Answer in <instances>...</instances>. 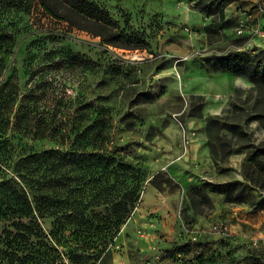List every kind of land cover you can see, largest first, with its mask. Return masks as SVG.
Segmentation results:
<instances>
[{"label": "rangeland", "instance_id": "1", "mask_svg": "<svg viewBox=\"0 0 264 264\" xmlns=\"http://www.w3.org/2000/svg\"><path fill=\"white\" fill-rule=\"evenodd\" d=\"M95 1L144 41L116 47L39 12L19 13L8 64L21 87L33 82L26 69L41 66L37 75L44 81L47 72L49 89L64 108L104 107L108 144L141 173L139 198L112 236L95 226L83 234L67 228L64 235H54L51 217L25 218L22 229L1 218L0 264H74L69 243L81 245L73 250L81 254L75 264H264V85L255 86L233 67L234 58L255 59L264 51V0H234L222 17L217 10L203 11L194 0ZM43 37L48 48H70L81 62L50 69L45 63L53 58L29 55ZM231 102L235 106L228 113ZM82 109L87 115L91 108ZM226 114L224 121L237 122L242 132L232 134L222 126L214 159L205 117ZM12 128L0 137V153L8 159L68 146L54 136ZM195 136L208 152L187 165L184 153ZM158 172L156 186L152 180ZM196 190L212 203L200 204L203 213L195 208ZM62 195L71 199L74 192ZM90 209L87 216L96 223L103 211L95 216Z\"/></svg>", "mask_w": 264, "mask_h": 264}, {"label": "trees", "instance_id": "2", "mask_svg": "<svg viewBox=\"0 0 264 264\" xmlns=\"http://www.w3.org/2000/svg\"><path fill=\"white\" fill-rule=\"evenodd\" d=\"M232 1L194 0V3L209 13L217 10L222 17L224 8ZM34 11L56 22L87 30L99 36L102 42L116 47L133 48L144 41L141 35L126 31L109 9L95 0H0V137L12 124V129L23 128L39 136H54L61 144L68 143L62 150L51 147L13 160L0 153V219L11 220V225L22 229L25 218L30 222L51 217L50 233L54 235H64L67 228L71 233L83 234L95 226L102 235L112 236L139 198L141 173L116 146L108 144L110 120L104 107L83 103L81 109L75 107L74 110L71 105L64 108L60 103L62 99L49 89L52 82L47 81V72L43 74L44 81L37 75L41 66L32 69L30 65L26 69L33 82L21 87L18 74L14 68L10 69L7 58L20 30L19 13L31 17ZM45 38L35 39L38 43L32 44L29 55L35 57L41 53L53 58L54 61L45 64L54 70L75 65L79 58L77 53L66 47L52 45L48 48ZM233 67L237 73L247 75L255 86L264 85V51L255 59L234 58ZM60 87L62 97L65 87ZM89 106L90 111L84 115L82 108ZM234 106L231 102L228 113ZM227 114L205 117L208 146L214 159L222 126H228L232 134H240L237 122L224 121L229 117ZM4 141L8 139L4 137ZM255 154L249 159L255 158ZM41 171L40 178L36 177ZM160 176L158 172L152 180L156 186L160 183L155 179ZM64 192H74V197L60 198ZM195 193V208L203 213L200 204L211 207V200L201 190ZM88 206L91 207L88 214L96 216L103 211L96 223L87 216ZM97 206L102 209L95 211ZM79 246L68 245L74 264L81 258L80 253L73 251ZM41 264L54 263L44 261Z\"/></svg>", "mask_w": 264, "mask_h": 264}, {"label": "crops", "instance_id": "3", "mask_svg": "<svg viewBox=\"0 0 264 264\" xmlns=\"http://www.w3.org/2000/svg\"><path fill=\"white\" fill-rule=\"evenodd\" d=\"M208 152V148L201 138L195 136L190 138L185 151L184 164H189L194 160L200 159L203 153ZM185 169V167H184ZM185 172V171H184Z\"/></svg>", "mask_w": 264, "mask_h": 264}]
</instances>
